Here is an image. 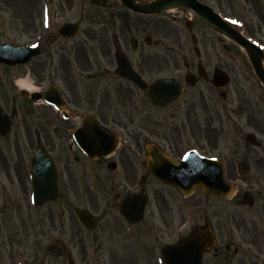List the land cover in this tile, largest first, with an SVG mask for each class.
I'll use <instances>...</instances> for the list:
<instances>
[{
	"label": "flooded vegetation",
	"instance_id": "obj_1",
	"mask_svg": "<svg viewBox=\"0 0 264 264\" xmlns=\"http://www.w3.org/2000/svg\"><path fill=\"white\" fill-rule=\"evenodd\" d=\"M80 1L91 14L72 21L75 37L61 38V62L31 60L48 66L47 85L34 88L30 70L27 76L30 94L50 89L60 109L31 101L16 76L0 99L10 119L0 134V218L9 212L18 222L24 211L25 242L40 258L22 264H44L51 254L67 264H234L236 256L264 264V111L246 88L262 90L253 61L264 66V36L241 12L264 27V0H235L230 15L222 0H196L241 22V37L260 55L186 6L136 14L121 0ZM25 36L32 44V32ZM48 45H39L41 56L56 62ZM248 134L256 141L247 142ZM86 137L92 143H77ZM189 154L192 162L223 165L233 197H208L197 187L185 196L154 175L159 159ZM35 197L52 198L35 206ZM79 210L92 230L77 219ZM71 220L76 235L66 243ZM18 245L10 243V264H18Z\"/></svg>",
	"mask_w": 264,
	"mask_h": 264
},
{
	"label": "rangeland",
	"instance_id": "obj_2",
	"mask_svg": "<svg viewBox=\"0 0 264 264\" xmlns=\"http://www.w3.org/2000/svg\"><path fill=\"white\" fill-rule=\"evenodd\" d=\"M233 3H236V1L222 0L223 9L226 8V13L229 14V8L227 7H229L230 5L232 6ZM215 6L216 5L213 2V7ZM257 7H255V12L257 10ZM241 12L242 16L244 17V21H246V23L250 25L249 27H253L255 31L261 30L260 35L263 37L264 27L262 26L259 18L252 17L249 14L244 13L243 11ZM80 14H91V8L86 4L80 3L78 0H0V42L9 41L12 43L15 42L17 44H23L26 42V40H28L25 36L26 32H32L33 38L36 37L35 41L38 40V36H43L42 33L46 35V33L49 32V45H53L49 50L50 53L56 51L57 61L55 62V57H53L54 59L51 58L50 60V58L48 56L45 57V55L35 61H39L40 64L48 61V63L50 64L49 67H51V63L61 62V41L57 39L55 40L56 30L61 26L63 21H74L80 16ZM235 15L237 16L238 13H235ZM61 17L63 19H61ZM22 33L23 36H21ZM40 64L34 66L30 64L24 68H21L20 70L11 71L0 67V81H2V84H0V99H4L5 92L9 89V79L13 75H18L19 73L26 75L28 70H30V79L33 82H36L34 84L32 83V87L37 88L39 86L37 83L40 82V80L41 82L44 81V86H46L48 83V66L45 65V70H43V67ZM21 78L22 77L19 76V79ZM246 88L248 91L247 96L251 95V98L253 97V100L256 99L258 102V104H255L256 110L260 111L261 109L264 111L263 91H259L256 87L253 88L250 85H247ZM17 89L20 90L19 85ZM227 126L228 122L226 121V142L228 141ZM244 188L245 184L243 183L242 189ZM226 208L229 213H232V211L235 209L234 205L230 203H226ZM22 215L24 216H18V222H16V220L15 222L12 221L11 217L13 215L9 212H6L5 214H3V218H0V264H10V261L14 259H12V257L10 256V243H18L21 246L20 247L18 245L16 249V256L20 258L17 261L18 264H22L21 261L26 262L29 258H36L37 261L40 260V258L37 257L36 249H31L25 242V239H27L29 225L27 223L24 211ZM62 217H67V215L61 216V218ZM67 221L64 225L65 236L63 237L66 243L70 242L69 238H72L74 235H76L74 231L76 229L74 221L71 220V222L73 223L71 225H68ZM68 248H70V246ZM242 259L244 260V264H249L248 259H246L245 257H242ZM241 261L242 260L239 257L237 258V256L234 258V264H242L243 262L241 263ZM44 264L66 263L62 258L60 259V257L51 254L49 258L47 257V259H45Z\"/></svg>",
	"mask_w": 264,
	"mask_h": 264
},
{
	"label": "water",
	"instance_id": "obj_3",
	"mask_svg": "<svg viewBox=\"0 0 264 264\" xmlns=\"http://www.w3.org/2000/svg\"><path fill=\"white\" fill-rule=\"evenodd\" d=\"M127 6L136 13H157L161 11V8L156 9H143L140 6L136 5L132 0H125ZM172 0H165L164 3L170 2ZM184 1H191V0H184ZM197 10H201L200 6H197ZM211 20V19H210ZM215 27L222 29L226 32L232 33L231 29L226 27L221 21L218 20H211ZM69 31V32H76L77 27L72 26L70 24H66L58 30V36H61V32ZM64 35V34H63ZM235 37V36H234ZM237 38V37H236ZM6 49L0 48V63H6L9 65L14 64H23L26 63L29 58L32 56L37 55V51L32 52L33 50L24 49V48H8ZM256 71L263 83L264 86V74L261 72L259 67V63L256 65ZM55 103V100H50ZM4 113L0 109V134L4 133L5 129L8 127L7 117L4 119ZM5 121V123H4ZM161 163L160 171L157 172L158 178H160L165 183H168L174 186L176 189H181L187 184H198L204 193L211 195V196H218L221 195L220 193H226L225 196L227 197L231 194L232 188L228 184L224 182L223 173L220 168H217L214 163L209 161H202V165L193 164L190 165L188 162L184 161L182 163H170L168 161H164ZM195 170L192 173L191 169ZM168 169V171H165ZM191 175L193 177H191ZM82 222H84L83 216L79 215Z\"/></svg>",
	"mask_w": 264,
	"mask_h": 264
},
{
	"label": "bare ground",
	"instance_id": "obj_4",
	"mask_svg": "<svg viewBox=\"0 0 264 264\" xmlns=\"http://www.w3.org/2000/svg\"><path fill=\"white\" fill-rule=\"evenodd\" d=\"M18 84H19L21 87L26 88V89H30V88H31V85H30V83H29V81H28L27 79H25V80H20V81L18 82Z\"/></svg>",
	"mask_w": 264,
	"mask_h": 264
}]
</instances>
